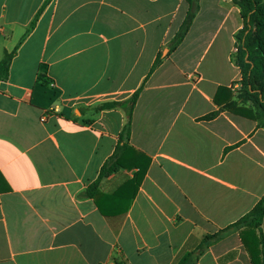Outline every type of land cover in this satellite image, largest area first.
<instances>
[{"label": "crops", "instance_id": "1", "mask_svg": "<svg viewBox=\"0 0 264 264\" xmlns=\"http://www.w3.org/2000/svg\"><path fill=\"white\" fill-rule=\"evenodd\" d=\"M44 2L0 0V61L14 51L0 80V264L258 263L255 228L199 251L264 196V128L247 105L222 107L240 79L239 8L198 0L170 50L184 0ZM128 118L121 155L147 159L139 185L120 168L86 196Z\"/></svg>", "mask_w": 264, "mask_h": 264}, {"label": "trees", "instance_id": "2", "mask_svg": "<svg viewBox=\"0 0 264 264\" xmlns=\"http://www.w3.org/2000/svg\"><path fill=\"white\" fill-rule=\"evenodd\" d=\"M50 0H45L42 8ZM188 4V10L183 22L178 31L169 43V49H175L186 35L193 18L199 8L198 0H184ZM240 10V17L242 19V27L234 35V52L231 56L232 62L238 67L240 71V79L233 83L239 85L235 98L229 100L222 107L223 109H232L247 105L252 112L254 120L258 127L264 128V2L262 0H230ZM37 16V15H36ZM33 22L31 23V26ZM14 51L4 55L0 61V80L6 78L8 67ZM160 55L156 58L152 65L151 73L157 64L160 62ZM141 87L136 90L127 101L130 109L133 107L139 95ZM120 105L118 102H105L98 106L97 110L112 109ZM216 112L210 113L204 118H211L215 116ZM129 118L126 124L121 129L118 141L115 146L113 154L101 166L97 179L88 186L85 191L86 196L92 197L97 191L98 182L101 178L109 176L111 173L120 168H138V173L128 182V186L136 187L139 185L144 173L147 159L145 157L124 156L121 153L129 147ZM144 160L146 161L142 164ZM262 214H264V196L254 205V207L236 222L230 224L222 230H219L213 235H206L199 247V251L204 249V243L213 242L221 239L227 233L240 229L242 227H250L258 229L259 243L261 246V259L258 263L264 264V233L260 229ZM192 256L184 255L177 264H191Z\"/></svg>", "mask_w": 264, "mask_h": 264}, {"label": "built area", "instance_id": "3", "mask_svg": "<svg viewBox=\"0 0 264 264\" xmlns=\"http://www.w3.org/2000/svg\"><path fill=\"white\" fill-rule=\"evenodd\" d=\"M231 89H232V91L237 92V90L239 89V85L238 84H234V85H232ZM47 114H48V112L44 113L41 116L40 120H44Z\"/></svg>", "mask_w": 264, "mask_h": 264}, {"label": "rangeland", "instance_id": "4", "mask_svg": "<svg viewBox=\"0 0 264 264\" xmlns=\"http://www.w3.org/2000/svg\"><path fill=\"white\" fill-rule=\"evenodd\" d=\"M128 106H129V104H128V102L126 103V106H125V109L127 110L128 109Z\"/></svg>", "mask_w": 264, "mask_h": 264}]
</instances>
